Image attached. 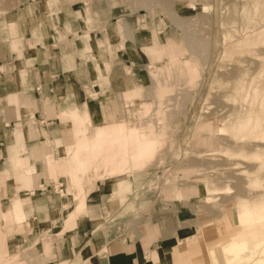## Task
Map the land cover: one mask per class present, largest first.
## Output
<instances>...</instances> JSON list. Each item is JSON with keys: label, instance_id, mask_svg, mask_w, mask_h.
<instances>
[{"label": "rangeland", "instance_id": "1", "mask_svg": "<svg viewBox=\"0 0 264 264\" xmlns=\"http://www.w3.org/2000/svg\"><path fill=\"white\" fill-rule=\"evenodd\" d=\"M0 64L21 97L56 102L23 125L67 146L66 167H46L53 215L8 213L37 185L6 182L27 160L0 171V264H94L96 243L148 231L154 250L174 245L144 251L148 264H248L264 249V0H0ZM97 127H111L104 143Z\"/></svg>", "mask_w": 264, "mask_h": 264}, {"label": "crops", "instance_id": "2", "mask_svg": "<svg viewBox=\"0 0 264 264\" xmlns=\"http://www.w3.org/2000/svg\"><path fill=\"white\" fill-rule=\"evenodd\" d=\"M0 67L4 68L1 64ZM13 71L15 74L17 73L16 70ZM2 72H4V69H0V171L2 170L1 172L3 173H9L11 169L10 160L12 157L17 162H24L27 160L29 166L33 168L32 173L24 179L14 181L12 179H7L6 182L37 185L34 187V192L31 193L19 189L17 192L18 194L13 198L14 201L6 211L12 215H16L13 211H20L22 208L23 212H28L31 217L53 215L57 210L56 206H61V199H57V195H55L50 188V185L55 181L48 176L46 167L50 162H53V164L60 169L66 167L65 158L67 156L64 152L67 150L65 149L67 146L63 144L62 137H60L56 143H52L54 134L52 129L37 130L38 135L36 136L35 130L23 124L26 120V114H28L30 119H36L38 115H44L48 109L51 110L52 107L56 105V102L52 101L50 97H35L33 95L34 92H29L28 96L21 97L19 94L20 88H18L20 80L17 81L14 79L11 81V79H5V74ZM35 85V82H29L28 88L32 89ZM16 91L18 94L16 98L17 104H20L18 106L17 117L14 113H10V109L5 108V102L11 100L10 97H13L12 94L15 95ZM24 101L30 105L28 108L23 106L24 103L22 102ZM79 103L82 109H85L86 101L82 99ZM37 110H39V112ZM59 113H63L62 108ZM88 114L90 115V112H88ZM14 119H17V124H20L18 129L12 128L15 126V122H12V126L10 124L8 126H6L5 123L2 124V121H13ZM110 128L111 127H97L92 135L93 140L95 142L99 141L104 143L105 140L109 139L108 136L112 134ZM56 131L58 132L59 130L57 129ZM59 140L60 142H58ZM14 167L13 165V168ZM62 178L63 176L61 175L57 176L56 179L62 180ZM38 185L43 186L38 187ZM3 198L9 200V197L6 195L1 199ZM88 226L90 227V231H94L99 227L96 222L93 225L89 223ZM108 240V243H96L95 251L99 250L101 246L104 245L105 253H102L101 256L96 255L97 252L95 255L92 253L89 256L91 262L94 264H148L149 261L143 259V253L152 248L155 244L149 241V231L147 233H135L131 239L129 238L124 243L122 241L117 242L116 240H111V238ZM156 247L155 250L152 248L153 250L151 249V251H156L158 253L160 249H172L174 245L172 243H159ZM156 259V264H159L160 258L158 255Z\"/></svg>", "mask_w": 264, "mask_h": 264}, {"label": "bare ground", "instance_id": "3", "mask_svg": "<svg viewBox=\"0 0 264 264\" xmlns=\"http://www.w3.org/2000/svg\"><path fill=\"white\" fill-rule=\"evenodd\" d=\"M247 128V127H246ZM259 130V129H258ZM255 132H257V131H254V133ZM260 132V131H259ZM251 231V230H250ZM253 231V230H252ZM247 234H249V231H247V232H243V233H240L238 236H237V238H235V239H233V240H230L229 241V243L227 244V246H225L224 247V249H226L225 251H223L222 253H219V254H221V255H223V254H232V253H237V252H239L241 249H243L244 248V246H246V242H248L247 241ZM233 242V243H232ZM229 248V249H228ZM228 249V250H227ZM212 255H218V254H212ZM210 256V255H209ZM213 256V257H214ZM210 257H212V256H210ZM216 258H217V262L219 263V262H221L220 260H219V258L217 257V256H215ZM214 257V258H215ZM213 258V259H214ZM216 258H215V262H216ZM212 259V260H213ZM221 259V258H220ZM219 260V261H218ZM222 261H223V259H221ZM216 262V263H217ZM247 262H249L248 260H247ZM217 263V264H218ZM244 264V263H243ZM248 264H264V249H261V251H259L258 252V255L256 256V258L255 259H253L250 263H248Z\"/></svg>", "mask_w": 264, "mask_h": 264}]
</instances>
